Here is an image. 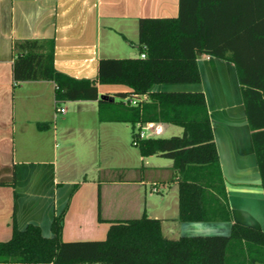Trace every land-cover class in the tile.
<instances>
[{"label": "trees", "instance_id": "obj_1", "mask_svg": "<svg viewBox=\"0 0 264 264\" xmlns=\"http://www.w3.org/2000/svg\"><path fill=\"white\" fill-rule=\"evenodd\" d=\"M137 48L145 57H102L98 77L76 78L54 66L52 51L39 40L16 45L13 77L55 82L56 107L73 100L97 99L99 119L130 123L132 143L144 157L173 160L178 184V221L231 222L228 234H163L162 219H110L105 239L63 240L66 209L52 221V235L40 225L18 227L0 240V263L19 264H264V229L233 221L227 187L202 90L156 89L162 84L201 82L200 55L234 63L264 188V0H179L175 17H141ZM99 84H122L116 100L100 94ZM147 94L132 104L129 98ZM148 123H173L182 133L139 137ZM39 128L49 124L37 123ZM99 220H102L99 217Z\"/></svg>", "mask_w": 264, "mask_h": 264}, {"label": "crops", "instance_id": "obj_2", "mask_svg": "<svg viewBox=\"0 0 264 264\" xmlns=\"http://www.w3.org/2000/svg\"><path fill=\"white\" fill-rule=\"evenodd\" d=\"M178 13L179 0H0V240L12 236L14 221L20 228L29 223L38 224L43 233L50 236L53 218L64 209L65 232L94 228L97 221L101 225L97 217L132 218L109 215L111 200L118 198L111 195L114 190L125 192L118 198L125 208L137 209V212L144 208L151 217L161 218L162 231L167 237L230 232L231 222L176 219L178 184L173 180V164L171 176L164 181H152L151 192L144 198L143 185L148 182L141 175L79 183L61 177L51 152L56 139L53 128L57 111L55 82L40 79L17 83L13 77L16 45L24 40H39L41 51L53 52L54 66L58 70L76 78H96L100 58L115 56L114 33L123 34L126 41H129L125 38L128 32L139 38V18L175 17ZM198 65L201 82L170 84L167 90L204 91L233 221L261 225L264 229V188L237 69L233 62L209 55H200ZM107 85H98L100 94L113 96L129 90L128 87L107 88ZM155 88L165 87L156 85ZM73 102L80 103L79 109L84 107L83 103H88L98 112L100 123L108 122L99 119L97 99ZM39 122L49 125L39 128ZM171 124L146 125L154 130L153 134L160 135L167 132ZM102 135L107 141L114 140L120 148L127 149L126 134ZM138 153L135 170L137 165L154 167L139 150ZM130 157L136 160L133 150ZM172 184L177 185L176 195L163 194ZM155 185L159 191H153ZM90 186H98V189L86 205L83 194L79 193ZM151 196L156 199L149 202ZM169 220L176 221L172 222L175 228L168 226Z\"/></svg>", "mask_w": 264, "mask_h": 264}, {"label": "rangeland", "instance_id": "obj_3", "mask_svg": "<svg viewBox=\"0 0 264 264\" xmlns=\"http://www.w3.org/2000/svg\"><path fill=\"white\" fill-rule=\"evenodd\" d=\"M114 34H116V36L114 35V39L116 40V42H114L116 50L113 52L115 56L112 57L126 58L138 57L140 55V51L135 45L138 42V35H133L131 32H128V34H125V38L128 37L129 41H126L123 34ZM132 41H134L133 44ZM169 85L170 84H162V87H165L162 89L167 90ZM102 87L104 88V86ZM106 87L115 89L127 88L122 84H108ZM113 96L117 101L122 99L118 93ZM83 104L84 107L79 109L78 105H80V103L65 101L62 103V107L65 108V112L61 113L56 111L55 113L53 128L56 131V139L54 142L55 146L51 152L53 153L52 161L55 160L61 177H69L79 183L83 180L93 179L96 181L120 179L122 177L121 175H126V177L130 178H136L141 175L143 179L148 182L143 185V191L145 193L143 194L144 198V196L149 195L151 192L150 188L152 181H164L167 177L171 176V166L173 164V160L159 155H150L145 157V160L149 163L151 162L154 166L153 168L145 166L142 168L140 165H137L138 168L135 170L133 167L136 166L137 158L140 155H138L139 153L137 147L132 143L134 132L132 125L124 122L100 123L98 121V112H94L88 103ZM98 126L100 127L97 128ZM110 127L111 129H109ZM169 128L170 129L167 130V132L160 135L153 134L154 130L150 129L147 125H144L141 130L145 132L147 137H170L172 135H178L182 131L181 126L173 123L169 126ZM102 134H126L128 140L127 149H124L123 147L120 148V145L114 142V140L110 142L107 141ZM130 150H133L137 155L135 161H133L132 157H130ZM124 166H127V168H124ZM97 189L98 186H90L84 187L80 191L79 195L83 194L84 203H86V205L91 201V198H93V194L96 195ZM176 192L177 185L172 184L168 187V189L166 188L164 190L163 194L169 193L171 196L173 194L176 195ZM123 193L125 192L114 190L111 192V195H113V198L116 196L120 198ZM118 198L117 200L114 199L110 202V216L136 218L145 213L144 208L141 212H137V209L130 210L128 207L125 208L122 204H120ZM154 199H156V197L151 196L148 201H154ZM142 203L143 207H145L146 202L144 199L142 200ZM149 217H151V215H149ZM97 218L99 220V217ZM109 220L110 219L99 220L101 225H98L97 221V225L94 228L90 226L84 230L81 229V232L77 230L63 231L62 239H105L107 230L110 226ZM168 222V226L175 228L176 225H173L175 223L172 222L176 221L169 220ZM101 227L104 229H101ZM254 227L263 229L261 225Z\"/></svg>", "mask_w": 264, "mask_h": 264}, {"label": "built area", "instance_id": "obj_4", "mask_svg": "<svg viewBox=\"0 0 264 264\" xmlns=\"http://www.w3.org/2000/svg\"><path fill=\"white\" fill-rule=\"evenodd\" d=\"M141 57H145L146 54L144 52H142L140 54ZM147 100V94H142V95H138V96H133L131 98H129V102L132 104H139L142 103L143 101ZM58 112H65V108L64 107H58L57 108ZM139 137H145V132L142 131L141 129H139ZM153 191H159L158 187L155 185L153 187Z\"/></svg>", "mask_w": 264, "mask_h": 264}, {"label": "water", "instance_id": "obj_5", "mask_svg": "<svg viewBox=\"0 0 264 264\" xmlns=\"http://www.w3.org/2000/svg\"><path fill=\"white\" fill-rule=\"evenodd\" d=\"M104 95V94H103Z\"/></svg>", "mask_w": 264, "mask_h": 264}]
</instances>
